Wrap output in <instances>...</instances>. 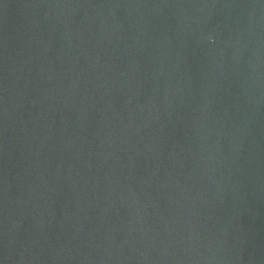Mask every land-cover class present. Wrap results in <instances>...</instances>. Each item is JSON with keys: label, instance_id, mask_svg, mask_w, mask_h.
Here are the masks:
<instances>
[{"label": "water", "instance_id": "95a60500", "mask_svg": "<svg viewBox=\"0 0 264 264\" xmlns=\"http://www.w3.org/2000/svg\"><path fill=\"white\" fill-rule=\"evenodd\" d=\"M0 264H264V0H0Z\"/></svg>", "mask_w": 264, "mask_h": 264}]
</instances>
